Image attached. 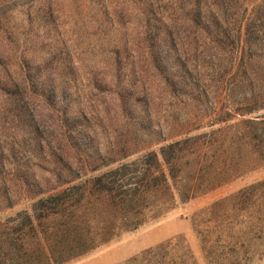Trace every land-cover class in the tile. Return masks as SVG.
<instances>
[{"label":"trees","instance_id":"1","mask_svg":"<svg viewBox=\"0 0 264 264\" xmlns=\"http://www.w3.org/2000/svg\"><path fill=\"white\" fill-rule=\"evenodd\" d=\"M109 1L82 0L71 16L96 5L115 17ZM163 1L159 14L149 6L136 39L107 49L105 89L115 90L106 94L113 106L104 97L102 107L124 124L107 144L97 135L96 97L63 96L49 67L55 58L35 67L20 59L21 83H0L5 110L30 119L34 148L52 165L44 178L20 174L14 149L0 144V264H63L264 165V75L255 69L264 62V0ZM44 7L62 14L56 3ZM1 59L0 51L6 72ZM61 65L67 81L77 80L71 60ZM91 75V90L104 93L106 74ZM39 94L45 127L28 101ZM164 99L176 113L168 126L159 116ZM22 201L25 209L1 219ZM171 248L173 240L121 264H197L191 250Z\"/></svg>","mask_w":264,"mask_h":264},{"label":"rangeland","instance_id":"2","mask_svg":"<svg viewBox=\"0 0 264 264\" xmlns=\"http://www.w3.org/2000/svg\"><path fill=\"white\" fill-rule=\"evenodd\" d=\"M50 2L61 8L59 17H50V12L45 9V4ZM81 3L82 0H0V51L4 58L1 62L7 68L6 72L0 69V83L9 86L12 82L21 83L19 65L23 58L31 62V67L45 65L55 58V65L49 67L55 71L52 77L55 84L64 88L63 96L79 95L82 101L96 97L94 113L101 120L96 128L97 135L103 144H107L115 130L124 126L112 112L105 115L102 107L104 97L108 108L113 106V97H106V94L115 90L109 85L105 89L106 83L112 80L107 49L114 44L121 45L129 35L136 39L142 30L140 23L148 16L150 7L159 14V8L163 11L164 1L110 0L107 2L112 3L110 11L115 9L113 7L120 10L115 17H104L97 12L96 5H93L94 9L89 8L83 18L71 16ZM125 20L130 22L126 28L123 27ZM82 49H88L84 56L80 54ZM67 60L73 63L77 80L67 81V77L73 79L66 75L61 65ZM255 69L264 75V62L257 63ZM100 70L106 74L104 80L107 81L101 86L104 93L91 90V74ZM2 92L0 89V144L13 148L16 153L11 167L18 166V172L25 176L46 177L52 167L49 153L35 150L30 119H14L5 110L6 96ZM28 101L30 109L40 119L37 125L49 126L43 94L32 96ZM168 104L167 99L160 104L163 126L170 125L176 114L172 108L166 110ZM259 114H264V109ZM28 148L35 158L24 156L25 150L32 152ZM27 206L22 201L1 215V219L15 216L16 211ZM169 240H173L172 254L180 256L189 249L197 264H264V165L63 264H106L125 257L115 263L121 264Z\"/></svg>","mask_w":264,"mask_h":264},{"label":"crops","instance_id":"3","mask_svg":"<svg viewBox=\"0 0 264 264\" xmlns=\"http://www.w3.org/2000/svg\"><path fill=\"white\" fill-rule=\"evenodd\" d=\"M125 257H121V258H119V259H117V260H114V261H111V262H108V263H106V264H115L116 262H118V261H120V260H122V259H124Z\"/></svg>","mask_w":264,"mask_h":264}]
</instances>
